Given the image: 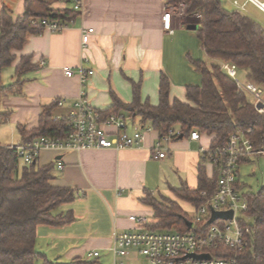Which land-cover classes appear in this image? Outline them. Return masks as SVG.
I'll return each mask as SVG.
<instances>
[{"label":"crops","instance_id":"obj_1","mask_svg":"<svg viewBox=\"0 0 264 264\" xmlns=\"http://www.w3.org/2000/svg\"><path fill=\"white\" fill-rule=\"evenodd\" d=\"M219 1L226 11L240 13L264 29L255 16L264 15V0ZM64 7L61 3L52 6ZM3 8L12 12L14 20L24 12L22 0H0V12ZM165 12L171 14V32L164 30ZM73 20L59 33L42 31L28 36L23 48L15 53L17 59L30 56L36 68L25 75L21 95L0 101V110L10 112L3 125L13 134L10 143L0 146L20 145L17 126H24L27 131L37 128L42 108L55 101H65L55 116L66 115L79 97L104 112L112 107L110 91L123 103L132 101L133 82L140 83L141 101L150 102L151 98L150 104L156 106L162 73L170 82V101H185L184 84L177 83L181 81V65L191 50L182 39L194 37L188 32L196 31L200 20L185 15L181 4L170 5L166 0H83L82 11ZM87 29H93V33L84 48L81 36ZM16 63L2 71L4 85L14 82ZM65 67L74 72L83 67L93 71V75L82 84L76 76L66 77ZM157 139L158 133L151 130L137 148L40 151L37 165L54 164L53 185L73 190L75 198L52 212L54 216L70 213V223L36 228V264H149L134 251L125 258L114 259L110 251L113 235L152 230L156 219L144 202L148 197L169 199L181 207L184 202L174 197L172 189L197 187V169L204 164V153H208L212 140L206 135L196 141L171 140L166 156L157 160L151 152ZM57 163L62 170H57ZM206 163L210 177L211 165L208 171ZM138 218L145 219V227L138 226ZM94 252L99 253L96 259L89 257Z\"/></svg>","mask_w":264,"mask_h":264},{"label":"trees","instance_id":"obj_2","mask_svg":"<svg viewBox=\"0 0 264 264\" xmlns=\"http://www.w3.org/2000/svg\"><path fill=\"white\" fill-rule=\"evenodd\" d=\"M24 12L15 20L12 12L3 8L0 12V101L3 97L19 96L25 83V75L36 66L30 56L19 52L30 35H39V30L31 25L34 20H49L67 23L75 19L72 0H22ZM170 5L181 4L188 16L200 20L196 36L205 55L211 60L229 63L245 72L248 82L264 89V29L240 13H230L222 8L219 0H166ZM61 3L63 9H53ZM14 66V82L2 83V71ZM201 75L200 86L185 87V101H170V82L163 73L158 84V104L142 102L140 83H131L132 101L123 103L110 91L112 107L103 114L125 113L142 123L150 124L158 137L169 131L178 132L189 138L191 133L211 137L209 151L221 148L228 137L237 131L251 130V140L256 149L264 148V116L253 108L250 99L239 93L234 81L222 72L220 64L206 67L193 62ZM58 101L44 106L37 128L27 131L17 126L21 144L39 138L65 140L69 133L67 121H56L55 111ZM10 112L0 110V124L7 122ZM208 153H204L202 165L197 169V187L182 186L172 189L174 197L193 210L201 206L205 192L213 195L217 184V171L211 167V176L206 174L205 163ZM35 163L22 165L16 151L0 146V264H36L35 239L39 225L62 226L70 223V213L52 215L59 206L71 203L74 191L53 185L54 164L40 167ZM21 164V165H20ZM156 219L152 230L188 232L190 217L176 202L169 199L147 198L144 200ZM246 214L254 219L252 241L249 246L237 253V264H264V194L248 196Z\"/></svg>","mask_w":264,"mask_h":264},{"label":"built area","instance_id":"obj_3","mask_svg":"<svg viewBox=\"0 0 264 264\" xmlns=\"http://www.w3.org/2000/svg\"><path fill=\"white\" fill-rule=\"evenodd\" d=\"M72 10L77 14L82 11L83 0H72ZM167 10V9H166ZM74 20L67 23L49 20L31 21L33 27L39 30L59 33L69 27ZM164 30L171 32V14L163 15ZM93 29L83 30L82 46L86 48ZM87 62L86 58H82ZM44 63H41L43 65ZM222 72L230 77L239 93L247 96L254 110L264 116V89L251 82L241 83L237 77V68L229 63L220 64ZM66 77H78L83 84L93 71L79 67L77 72L63 68ZM65 105L64 100L58 101V107ZM56 121L65 119L69 133L65 140L39 138L26 144L11 146L16 151L22 165L35 163L40 151L44 149L59 152L85 151L93 149H114L121 151L137 148L144 139V134L152 130L151 126L129 117L125 113L103 114L94 109L83 97L72 103L64 116H55ZM178 132L169 131L158 137L151 152L157 160L163 159L168 149L166 146ZM251 130L237 131L230 135L221 148L208 151L207 160L217 171V184L213 195L205 192L201 196L203 204L193 210L188 232L138 230L113 235V246L110 251L114 259L125 258L131 252L143 256L149 264H237L235 253L246 249L253 236L254 219L246 214L248 196L241 192L239 167L253 158L264 156V148L256 149L251 140ZM190 140L199 139V134L193 132ZM57 170L62 165L57 163ZM256 195V194H253ZM213 212H231V219H217L210 223ZM139 227H145L143 218L137 219ZM207 255L209 258H195ZM96 259L98 252L89 254ZM122 264V263H119Z\"/></svg>","mask_w":264,"mask_h":264},{"label":"rangeland","instance_id":"obj_4","mask_svg":"<svg viewBox=\"0 0 264 264\" xmlns=\"http://www.w3.org/2000/svg\"><path fill=\"white\" fill-rule=\"evenodd\" d=\"M183 9V7H182ZM256 18L264 25V15L255 13ZM190 35L194 37L191 39H182V43L188 47L190 46V50L187 54L186 61L181 65V81L177 83L178 85H183L184 87L188 86H200L202 79L199 72L196 71L193 62L203 63L206 67H210L215 63V60H211L208 58L203 52L199 41L196 36V31L188 32ZM191 52V53H190ZM217 62V61H216ZM237 77L241 83H246L245 72L237 69ZM152 94V91H149ZM152 103V99H149ZM149 102V103H150ZM157 105V101H156ZM139 120V119H136ZM6 124H2L0 126V144L6 145L10 143L11 136H13L12 131H8V128L5 127ZM148 127V123H146ZM21 165V164H20ZM210 164L206 163L207 170L209 169ZM239 181L241 182V192L243 194H264V156L253 158L248 163H245L239 167ZM182 210L191 217L193 210L191 206L183 203L181 205ZM157 222V221H156Z\"/></svg>","mask_w":264,"mask_h":264},{"label":"water","instance_id":"obj_5","mask_svg":"<svg viewBox=\"0 0 264 264\" xmlns=\"http://www.w3.org/2000/svg\"><path fill=\"white\" fill-rule=\"evenodd\" d=\"M263 8V7H262ZM183 137L180 135L178 139H182ZM232 213L231 212H213L212 217L210 219V223L217 219L227 220L231 219ZM188 228L191 227L190 223H187ZM195 258L201 259V258H209L207 255L204 256H195Z\"/></svg>","mask_w":264,"mask_h":264}]
</instances>
